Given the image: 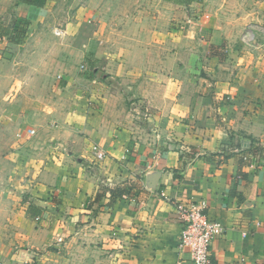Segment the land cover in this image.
<instances>
[{
    "label": "crops",
    "instance_id": "crops-1",
    "mask_svg": "<svg viewBox=\"0 0 264 264\" xmlns=\"http://www.w3.org/2000/svg\"><path fill=\"white\" fill-rule=\"evenodd\" d=\"M217 1L193 3L168 30L140 32L147 41L131 49L102 53V76L65 55L21 82L14 67L0 171L24 197L4 227L18 241L6 264H31L75 238L114 249L121 264H192L178 248L174 199L205 201L222 224L211 264H264V0L250 10ZM225 2L242 10L226 12ZM24 5L34 28L47 2ZM120 184L133 191L112 205L108 194L95 200Z\"/></svg>",
    "mask_w": 264,
    "mask_h": 264
},
{
    "label": "rangeland",
    "instance_id": "rangeland-1",
    "mask_svg": "<svg viewBox=\"0 0 264 264\" xmlns=\"http://www.w3.org/2000/svg\"><path fill=\"white\" fill-rule=\"evenodd\" d=\"M213 1L211 0L210 4H214ZM219 1H217L219 4L224 2ZM243 1L250 10L252 0ZM234 3L236 6L232 2L228 4L225 2L223 9L229 13L239 14L236 11L242 10V5L239 2ZM197 9L196 6L192 7L189 12L195 13ZM203 11L206 12L205 9ZM29 12L27 5L21 0H0V21L9 14L15 15L16 23L18 22L16 26L18 30L12 35L15 43L8 41L7 38H0V125L3 126L7 124L9 127L13 122L10 119L12 107H8L7 97L15 94L11 89L14 80L11 72L14 67H21L18 74L21 82L29 79L30 75L33 76L29 71H35L38 66L56 69L61 56L65 55L63 58L74 60L72 64L78 69L86 70L81 64L87 62L91 66H98V72L102 76L105 70L101 67L106 65L105 56L101 57L102 53L131 49L143 43L142 40L147 41L146 36L141 38L140 32L156 26L159 30H168L172 23L175 25L178 19L187 16L185 8L165 0H48L46 7L35 13L40 17L38 25L27 28L25 23ZM248 28L249 26L244 29L243 34L248 32ZM82 53L88 55L85 56L88 61L84 59ZM23 94L34 95V92L32 89L30 93L18 92L15 99ZM22 197L24 194H17L9 185L4 173L0 171V264L9 263L7 257L18 243L12 239V235L9 236L11 231L4 227L9 222L11 212L19 208ZM78 240L85 239L75 238L71 245L68 247L62 245L52 254L37 251L38 260L34 258L31 264H121L120 256L111 253L114 249L111 252L110 248L98 250L94 245H88L86 242L82 244ZM44 253L48 255H43Z\"/></svg>",
    "mask_w": 264,
    "mask_h": 264
},
{
    "label": "built area",
    "instance_id": "built-area-1",
    "mask_svg": "<svg viewBox=\"0 0 264 264\" xmlns=\"http://www.w3.org/2000/svg\"><path fill=\"white\" fill-rule=\"evenodd\" d=\"M250 34V32L243 34L242 40L248 41ZM33 133V129L29 130L28 136ZM92 152L96 159H101L105 156L97 145L92 146ZM172 202L175 206L176 217L182 224L178 248L188 253L192 264H211V243L222 232V224L207 216L205 213L207 206L205 201L183 203L174 199Z\"/></svg>",
    "mask_w": 264,
    "mask_h": 264
},
{
    "label": "trees",
    "instance_id": "trees-1",
    "mask_svg": "<svg viewBox=\"0 0 264 264\" xmlns=\"http://www.w3.org/2000/svg\"><path fill=\"white\" fill-rule=\"evenodd\" d=\"M23 3L35 5V6H43L48 0H21ZM169 3L175 4V5H181L185 9H188L191 7L193 3L201 2L202 0H165ZM16 16L15 15H5L2 20L0 21V38H7L8 41H13L12 35L16 33L17 24L16 23ZM27 22V21H26ZM26 26V23H25ZM18 43V41L16 42ZM104 191L103 193H99L96 195L95 200H99L100 198H103V196H106L108 194L109 197V205H112L115 200L119 197H123L124 195H128L133 191L132 187H127L124 184L115 185L112 188L109 187H103Z\"/></svg>",
    "mask_w": 264,
    "mask_h": 264
},
{
    "label": "bare ground",
    "instance_id": "bare-ground-1",
    "mask_svg": "<svg viewBox=\"0 0 264 264\" xmlns=\"http://www.w3.org/2000/svg\"><path fill=\"white\" fill-rule=\"evenodd\" d=\"M253 32V31H252ZM252 35V34H251Z\"/></svg>",
    "mask_w": 264,
    "mask_h": 264
},
{
    "label": "water",
    "instance_id": "water-1",
    "mask_svg": "<svg viewBox=\"0 0 264 264\" xmlns=\"http://www.w3.org/2000/svg\"><path fill=\"white\" fill-rule=\"evenodd\" d=\"M157 177V176H156Z\"/></svg>",
    "mask_w": 264,
    "mask_h": 264
}]
</instances>
